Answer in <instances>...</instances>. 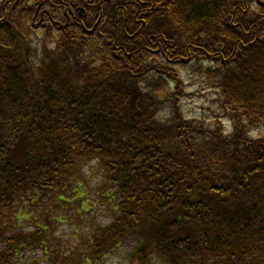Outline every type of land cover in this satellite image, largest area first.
<instances>
[{"label":"trees","instance_id":"trees-1","mask_svg":"<svg viewBox=\"0 0 264 264\" xmlns=\"http://www.w3.org/2000/svg\"><path fill=\"white\" fill-rule=\"evenodd\" d=\"M193 62L225 120L184 114ZM91 159L117 214L63 264H264V0H0V264L55 259L35 215Z\"/></svg>","mask_w":264,"mask_h":264},{"label":"rangeland","instance_id":"rangeland-1","mask_svg":"<svg viewBox=\"0 0 264 264\" xmlns=\"http://www.w3.org/2000/svg\"><path fill=\"white\" fill-rule=\"evenodd\" d=\"M197 63V62H196ZM195 62L189 64L183 68L182 78L184 79V93L181 96V106L184 114L189 117H195L200 120H225L226 116H229L221 107V103L218 100L217 91L211 85L203 86L199 82L197 74V64ZM168 85H165L167 88ZM262 128V126H260ZM259 131V127H253L252 134H256ZM101 171L96 163V159H91L84 166L82 171V177L79 181L84 187H79L83 192H86L85 198H89L88 205H83L78 212H74L72 208L69 210H61L59 208H52L48 213L41 212L35 215L38 219V223H48L51 220L53 214L61 216L63 222H60L55 227L53 234L47 236V249L51 252V256L56 252L57 255L53 261H48L46 264H63L61 261L64 257H73L77 254L82 256L89 250V239L91 238L94 230L99 225H107L113 219V215L117 212L113 209L114 199L99 198L98 193H101L103 186L101 184ZM96 200V201H95ZM75 203V202H74ZM94 203V205H92ZM26 205V203L23 202ZM42 204V201H35L33 206ZM72 204V203H71ZM72 204L73 206L77 205ZM90 204V205H89ZM24 205V206H25ZM28 205L26 209H31ZM24 208V207H23ZM22 208V209H23ZM19 216L23 215L18 213ZM3 219L0 218V221ZM35 222L33 219H22L19 224L26 231L30 228L35 229L28 225V222ZM12 224V218L8 222V227ZM37 230V229H35ZM21 258L14 264H40L42 258L40 256V249L29 250L20 255ZM79 258L81 259V257ZM130 256L128 255V248L121 245L106 254V257L99 263L93 264H137L130 263Z\"/></svg>","mask_w":264,"mask_h":264}]
</instances>
